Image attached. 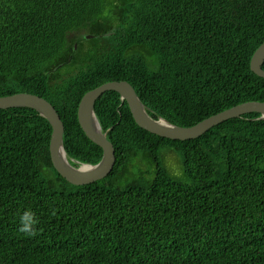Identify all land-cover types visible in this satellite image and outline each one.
<instances>
[{
  "label": "trees",
  "instance_id": "16d2710c",
  "mask_svg": "<svg viewBox=\"0 0 264 264\" xmlns=\"http://www.w3.org/2000/svg\"><path fill=\"white\" fill-rule=\"evenodd\" d=\"M263 42L264 0H0V96L46 98L73 164H97L103 149L78 120L87 92L126 80L154 117L192 126L264 102L251 69ZM95 110L117 160L74 185L52 162L50 122L0 109V264H264L259 113L173 140L139 126L116 91Z\"/></svg>",
  "mask_w": 264,
  "mask_h": 264
},
{
  "label": "water",
  "instance_id": "95a60500",
  "mask_svg": "<svg viewBox=\"0 0 264 264\" xmlns=\"http://www.w3.org/2000/svg\"><path fill=\"white\" fill-rule=\"evenodd\" d=\"M90 35L84 38H90ZM264 42L258 47L251 59V69L264 78ZM106 91H116L122 102H127L135 121L139 126L161 137L173 140L195 139L220 123L232 118H240L248 113H259L258 119H264V102L247 101L212 115L192 126H180L162 117H154L150 108L141 100L134 86L126 81L106 82L89 92L81 99L78 108V120L86 135L103 149V157L97 164L80 163L74 165L69 158L64 143L65 124L54 105L46 98L28 92H19L0 96V109L29 107L35 109L52 125L50 154L55 169L70 183L86 185L106 178L116 163L114 144L108 138L97 116L95 105Z\"/></svg>",
  "mask_w": 264,
  "mask_h": 264
},
{
  "label": "clouds",
  "instance_id": "9594fccd",
  "mask_svg": "<svg viewBox=\"0 0 264 264\" xmlns=\"http://www.w3.org/2000/svg\"><path fill=\"white\" fill-rule=\"evenodd\" d=\"M38 221L34 218L33 213H28L25 215V217L22 218V228L21 231L25 232H32L33 226L37 223Z\"/></svg>",
  "mask_w": 264,
  "mask_h": 264
},
{
  "label": "rangeland",
  "instance_id": "374dc122",
  "mask_svg": "<svg viewBox=\"0 0 264 264\" xmlns=\"http://www.w3.org/2000/svg\"><path fill=\"white\" fill-rule=\"evenodd\" d=\"M167 163L173 173L179 174L181 172L182 175V169L180 168L179 162L174 155H168Z\"/></svg>",
  "mask_w": 264,
  "mask_h": 264
}]
</instances>
